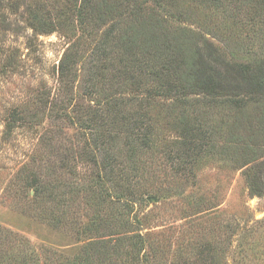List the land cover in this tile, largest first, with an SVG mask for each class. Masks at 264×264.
Segmentation results:
<instances>
[{"label": "trees", "instance_id": "trees-1", "mask_svg": "<svg viewBox=\"0 0 264 264\" xmlns=\"http://www.w3.org/2000/svg\"><path fill=\"white\" fill-rule=\"evenodd\" d=\"M193 1L220 10L225 23L231 21L232 26L234 21L264 19V0ZM18 4L0 0V15L4 5L17 9ZM63 4L53 17L29 16L30 25L38 33L57 31L67 38L54 67L56 83L65 92L63 100L72 99L68 93L76 85L86 103L70 116L57 104L62 98L44 94L37 99L48 118L65 116L83 129L87 135L84 156L94 166L91 181L98 188L90 184L89 193L97 202L119 201L122 212L117 213L120 218L111 215L92 221L93 231L99 225L102 233L76 254L61 261L48 258V264H141L147 260L142 252L145 239L137 232L140 228L132 229L129 217L136 192L123 186L132 181L129 175H135L140 155L152 147L155 117L173 132L166 158L178 174L194 160L192 153L196 156L205 145L214 146L216 129L207 122L224 114L229 121L230 158L245 166L250 190L264 194V27L259 29L256 51L245 49L249 56L241 58L235 54L238 43L232 36L207 26L203 32L193 30L189 22L194 11L181 0H64ZM52 193L47 180H36L35 198L50 200ZM4 262L40 264L33 253L21 250Z\"/></svg>", "mask_w": 264, "mask_h": 264}, {"label": "rangeland", "instance_id": "rangeland-1", "mask_svg": "<svg viewBox=\"0 0 264 264\" xmlns=\"http://www.w3.org/2000/svg\"><path fill=\"white\" fill-rule=\"evenodd\" d=\"M14 1L18 8L4 5L0 15V264L19 250L48 264V258L61 261L76 254L102 233L99 225L93 231L92 221L120 218V202H97L89 193L90 184L98 188L91 181L94 166L84 156L86 133L71 118H48L37 99L44 94L62 98L57 104L70 116L86 103L76 85L68 93L72 99L63 100L65 92L56 83L54 67L67 38L57 31L38 33L30 25L29 16L53 17L64 0H5ZM181 1L194 11L193 30L207 26L232 36L241 58L249 56L245 49L256 51L264 19L232 26L220 10ZM155 118L152 147L140 155L132 181L123 186L136 192L129 217L145 239L147 260L141 264H264V194L250 190L245 166L230 158L228 118H210L214 146L192 153L194 160L178 174L166 158L173 132ZM35 179L48 181L52 199L33 196Z\"/></svg>", "mask_w": 264, "mask_h": 264}]
</instances>
